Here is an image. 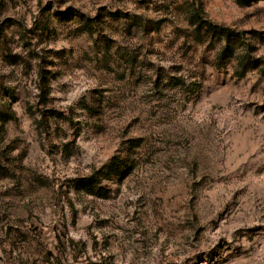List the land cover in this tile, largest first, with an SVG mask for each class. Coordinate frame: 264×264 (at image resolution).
Here are the masks:
<instances>
[{
    "label": "rangeland",
    "instance_id": "rangeland-1",
    "mask_svg": "<svg viewBox=\"0 0 264 264\" xmlns=\"http://www.w3.org/2000/svg\"><path fill=\"white\" fill-rule=\"evenodd\" d=\"M0 113V264H264V0H0Z\"/></svg>",
    "mask_w": 264,
    "mask_h": 264
},
{
    "label": "trees",
    "instance_id": "trees-1",
    "mask_svg": "<svg viewBox=\"0 0 264 264\" xmlns=\"http://www.w3.org/2000/svg\"><path fill=\"white\" fill-rule=\"evenodd\" d=\"M195 19L197 20V23L200 26L199 32L201 38H202V31L205 32L203 40H207L208 38H212V39L219 38L225 43L216 64V67L218 68L224 67L227 64V62L234 56L235 50L237 48L242 47L243 33L237 32L226 26L213 24L211 21L205 19L200 14H196ZM88 21H86L87 22L86 29L87 31H91L92 25ZM251 60L252 59L249 56H246L242 71L239 72L240 77H243L245 75L247 66L252 64ZM1 120L6 123L14 120V116L8 113H4V114L0 113V121Z\"/></svg>",
    "mask_w": 264,
    "mask_h": 264
}]
</instances>
